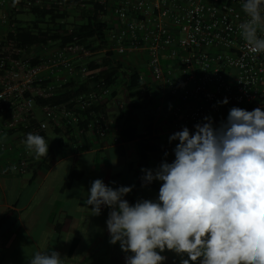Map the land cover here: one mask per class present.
I'll return each instance as SVG.
<instances>
[{"label":"built area","instance_id":"obj_1","mask_svg":"<svg viewBox=\"0 0 264 264\" xmlns=\"http://www.w3.org/2000/svg\"><path fill=\"white\" fill-rule=\"evenodd\" d=\"M104 1L111 12L107 48L92 52L82 45L51 48L49 44L39 47L41 52L9 60V52L20 50H9L12 43L4 44L13 26L8 1L0 0V137L15 132L35 116L34 96L47 98L70 80L80 81L89 73L87 64L101 61L106 52L124 65L129 58L139 56L132 68L146 65L168 96L181 92V104L172 112L176 124L206 122L204 117L218 113L221 104L217 102L225 98L231 105L264 104V52L253 53L239 27L249 19L242 9L245 0ZM257 36L264 38V27L258 29ZM92 56L96 57L90 59ZM34 58L39 62L33 64ZM140 78L145 80L146 76L140 73ZM42 82L47 85H35ZM97 86L99 92L41 109L48 122L40 121V129L34 133L45 131L50 120L59 126L77 127L85 121L88 108L111 96L113 89L105 88L104 82ZM25 92L31 95L26 97ZM107 126L100 118L89 124L101 137L106 136ZM20 134L23 136L24 132ZM13 148L12 144L0 142V151ZM28 160L29 156L23 154L0 172L22 173L28 168Z\"/></svg>","mask_w":264,"mask_h":264},{"label":"clouds","instance_id":"obj_2","mask_svg":"<svg viewBox=\"0 0 264 264\" xmlns=\"http://www.w3.org/2000/svg\"><path fill=\"white\" fill-rule=\"evenodd\" d=\"M242 9L249 17L239 26L242 37L253 53L264 52V38L257 36L264 0H245ZM204 121L194 133L183 127L169 137L179 141L173 162L142 169L145 183L162 182L157 200L130 205L124 197L132 187L92 182L86 205L95 216L102 206L111 209L109 242L132 254L126 264H162L165 249L186 254L181 264H264V111L233 107L218 127L209 116ZM24 143L37 159L47 156L41 135L28 133ZM29 264L64 262L59 252L45 251Z\"/></svg>","mask_w":264,"mask_h":264},{"label":"crops","instance_id":"obj_3","mask_svg":"<svg viewBox=\"0 0 264 264\" xmlns=\"http://www.w3.org/2000/svg\"><path fill=\"white\" fill-rule=\"evenodd\" d=\"M7 1L9 8L12 0ZM138 58H129L128 68ZM140 70L143 74L148 72L146 65ZM121 81L114 88L117 96L110 99L106 108L108 126L104 137L90 130L85 138L74 141L58 135L51 139L45 131L48 154L39 159L34 151L26 148V138L20 131L0 137V142L14 147L0 151V169L17 162L23 154L29 156L24 172H0V264H29L35 252L45 251L59 252L64 264H126V256L132 255L122 251L119 242H109L106 221L111 209L102 206L101 214L95 216L91 206L86 205L91 184L101 179L113 189L132 187L124 197L130 205L138 200H157L162 182L145 183L142 169L155 170L164 161L173 162L179 141H170L169 137L183 127L194 133L195 125L176 124L172 112L181 104L179 90L175 96H168L166 90L146 77L144 81L150 84L154 100L133 113L140 137L115 141L119 138L120 109L128 110L129 105L128 97L122 102L118 95L122 93L118 90L124 83ZM233 107L264 111V104L252 107L221 104L220 111L209 116L213 126L226 121ZM35 119L38 123L43 120L36 113ZM142 138L152 139L170 151L144 161L140 151ZM72 172L75 176L67 185ZM160 254L166 257L162 264H181L182 259H189L186 254L178 255L167 249ZM190 264H199V261H190Z\"/></svg>","mask_w":264,"mask_h":264},{"label":"trees","instance_id":"obj_4","mask_svg":"<svg viewBox=\"0 0 264 264\" xmlns=\"http://www.w3.org/2000/svg\"><path fill=\"white\" fill-rule=\"evenodd\" d=\"M17 4L10 11L12 30L8 32L4 44L12 43V48L20 50L19 53H8L9 60L20 59L30 55L37 48L52 44L51 48H66L70 45H82L92 52L107 48L106 36L111 29L110 10L104 0H14ZM72 7L79 17V21L70 25L68 29L67 19L70 14L67 7ZM22 14L32 15L33 20L22 21L19 16ZM39 62L38 58L32 60L33 64ZM89 73L79 80H70L62 85L55 92L42 98L34 96L35 108L44 109L47 106H59L71 103L72 100L101 89L97 84L104 82L105 88L113 89L110 97L100 99L97 103L88 108L84 115L85 121H81L77 127L69 125H57L50 120V129L61 138L74 141L77 138H85L86 134L92 130L89 127L91 121L96 118L101 119L103 125H107L106 108L110 99L117 96L114 89L122 80L125 84L127 97L129 100L128 110L120 109L121 124L119 127V139L131 141L140 137L134 125L133 113L144 107L146 103H152V89L149 83L141 80V70L137 68L126 69L123 62L115 59L111 52H106L101 61L94 60L88 64ZM36 86L45 87L46 82L36 83ZM31 94L25 92L28 97ZM40 129L35 116L30 122L19 125L16 131L24 132L26 138L28 133H34L35 129ZM94 131V130H93ZM37 134L45 138L46 132L40 130ZM141 158L147 161L150 156H157L168 153L170 150L153 143L152 139L140 141ZM80 173H78L79 175ZM72 172L70 184L74 177Z\"/></svg>","mask_w":264,"mask_h":264},{"label":"rangeland","instance_id":"obj_5","mask_svg":"<svg viewBox=\"0 0 264 264\" xmlns=\"http://www.w3.org/2000/svg\"><path fill=\"white\" fill-rule=\"evenodd\" d=\"M10 4H12L11 6H10V8L12 9L14 6H16V2L14 1V0H12L11 1V3ZM67 10L69 11V14H70V16H69V18L67 19V23H68V29H70V25L71 24H73V23H76V22H78L79 21V17H78V13L72 8V7H67ZM19 19L20 20H22V21H26V20H33L34 19V17L32 16V15H26V14H22V15H20L19 16ZM110 20V19H109ZM36 51H38V52H41V50H39V49H36ZM96 56H92V57H90V59H94ZM128 64H125V68L126 69H130V68H128V66H127ZM144 74H145V76L147 77V79L149 80H154L153 79V76H152V74H151V72H144ZM123 81H121V83H122ZM115 88H117V86L115 87ZM118 90H122L120 93L121 94H118L119 96H120V98L122 99V102H125V100H126V97H127V91H126V87H125V84L124 83H122L121 84V86H120V88H118ZM115 107V111L116 110H118V107L116 108V106H114ZM34 113H36V114H38V116L40 117V119H43L42 121H44V122H48V119H47V116H45V114H44V112L42 111V110H40V109H38V108H35L34 109ZM51 127H50V125L49 124H47V127H46V130L45 131H48V136L51 138V139H54V138H58V136L56 135V134H54L52 131H51V129H50Z\"/></svg>","mask_w":264,"mask_h":264}]
</instances>
